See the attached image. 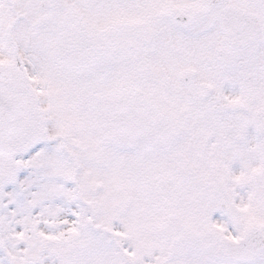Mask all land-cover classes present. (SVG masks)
I'll list each match as a JSON object with an SVG mask.
<instances>
[{"label":"snow or ice","instance_id":"1","mask_svg":"<svg viewBox=\"0 0 264 264\" xmlns=\"http://www.w3.org/2000/svg\"><path fill=\"white\" fill-rule=\"evenodd\" d=\"M0 264H264V0H0Z\"/></svg>","mask_w":264,"mask_h":264}]
</instances>
